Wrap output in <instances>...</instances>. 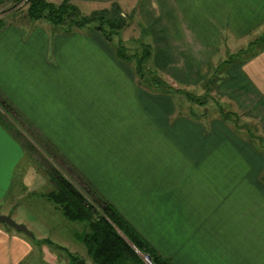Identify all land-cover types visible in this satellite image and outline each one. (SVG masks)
<instances>
[{"label":"crops","instance_id":"1","mask_svg":"<svg viewBox=\"0 0 264 264\" xmlns=\"http://www.w3.org/2000/svg\"><path fill=\"white\" fill-rule=\"evenodd\" d=\"M70 2L137 11L154 65L181 84L211 72L207 51L264 22V0ZM76 32L29 21L0 29V98L11 109L0 110V209L8 196L20 201L42 187L26 170L32 137L172 264H264V153L224 122L192 121L172 97L144 91L111 44ZM176 61L187 71H171ZM225 81L264 95V52L227 70ZM30 254L28 241L0 224V264H23Z\"/></svg>","mask_w":264,"mask_h":264},{"label":"rangeland","instance_id":"2","mask_svg":"<svg viewBox=\"0 0 264 264\" xmlns=\"http://www.w3.org/2000/svg\"><path fill=\"white\" fill-rule=\"evenodd\" d=\"M45 1L54 5H59L63 2V0ZM27 2L28 0H21L18 5L14 6L12 2L7 0L0 8V19H3L6 25L12 24L14 21H18L19 23L29 21V24L32 26L53 27L43 20H28L25 16ZM113 4L118 5L121 11V17L128 23L120 35L128 54H137L140 56L141 44H147L151 48L152 41L150 34L147 33V29L141 22L142 20L138 18L137 11H131L128 6L121 5V3H112L101 9H94L90 5L77 4V9L82 16H88L94 11L109 9ZM20 25L23 26L24 24ZM74 31L77 33V30H73L72 32ZM78 31H81L80 34L91 33L90 27ZM48 32L46 34L49 39L56 35L55 32L50 30ZM263 33L264 22L252 32L238 37V40H234L231 45L224 41V47L225 45L229 47L218 49L214 55L211 56L210 51H207L209 53L206 61L207 65L210 66L211 72L196 83L181 84L170 82L166 74L167 71L160 70L154 65L152 55L144 69L146 72H151V74L154 72L158 73L173 89L186 91L191 96L204 102L203 106H200L189 102L184 95L172 94L173 109H180V111L178 110L180 114H188L192 121H201L206 125L215 121H224V124L233 132L239 134L240 138L247 141L250 140L249 138L251 136L252 141L255 143V148L264 153V95L254 96L244 91L235 90L230 88L225 81L227 70L233 68L237 63H241L242 60H246L249 56V54L241 57L236 56L238 52L246 50L248 45L261 38ZM116 43L117 38H114L112 47ZM254 48L252 50H257L258 46ZM200 61L201 63L204 62L202 60ZM182 63L180 64L176 61L175 66L172 65L170 68L172 69L171 71H176L177 73L180 70L187 71L188 67L185 68V66H182ZM202 65H200L201 69L203 68L201 67ZM207 65L206 68H208ZM190 69L192 70V67ZM203 73L202 71L201 74ZM148 92L152 95H157L154 91ZM224 114H230L231 118L223 119L222 116ZM236 128L239 130H236ZM30 142L33 144L34 152H30V159L26 163V170L29 172L28 179L31 185L35 186L40 184L39 186L42 187H34V191H38V193L31 194L29 197L21 199L20 201L16 199L17 195H14L15 197L8 196L0 209V215L8 207H11L9 217L15 223L25 226L34 236V240H32L24 234L19 233V235L21 234L28 241L31 247V254L23 264H68L69 257L66 255L67 253L69 255L85 257V248L75 240V235L84 231V225L67 221L62 217L60 212L54 211V205L51 203L48 204L45 199L44 194L50 190L49 186L52 185L49 176L52 172L50 166H53V168L57 169L68 180L76 186H79L78 188L80 190L81 188L83 189V186L79 181L71 180L70 171L64 162H59L48 157L45 148L38 144L32 137H30ZM42 239H47L51 245L42 243ZM140 256L145 264H151L146 256L142 254Z\"/></svg>","mask_w":264,"mask_h":264},{"label":"trees","instance_id":"3","mask_svg":"<svg viewBox=\"0 0 264 264\" xmlns=\"http://www.w3.org/2000/svg\"><path fill=\"white\" fill-rule=\"evenodd\" d=\"M6 1L0 0V8ZM9 1L14 6L21 2V0ZM25 16L30 21H46L54 29L65 34L90 27V31L99 34L106 43L112 45L114 38H117L116 45L112 47L116 58L133 67L134 74L144 90L171 97L172 94L184 95L191 103L200 106L204 104L186 91L173 89L158 73L151 74V72L145 71L144 67L152 55L149 45L141 44L140 56L128 54L120 36L128 23L121 17L120 8L116 4H113L109 9L94 11L88 16H82L77 7L72 5L69 0H63L59 5L45 0H28ZM5 25L3 19H0V29ZM256 46H258L257 50H252ZM263 50L264 33L261 38L250 43L246 50H241L236 56L241 57L249 54L246 59L249 60ZM244 61L242 60V62ZM0 110L11 114V109L1 98ZM222 118L228 119L231 118V115L224 114ZM236 130L239 129L236 128ZM249 139L247 141L254 145L251 136ZM50 169L52 172L49 176L53 189L46 195V198L57 207L64 219L71 223L84 225V231L76 234L75 240L85 248V258L90 264H145L137 251L146 256L151 264H172L169 260L159 256L110 204L86 187L80 190L79 186L68 180L53 166H50ZM261 180L264 184V173ZM42 243L51 245L48 240H44ZM66 255L69 257L68 264H75L79 259H83L68 253Z\"/></svg>","mask_w":264,"mask_h":264},{"label":"water","instance_id":"4","mask_svg":"<svg viewBox=\"0 0 264 264\" xmlns=\"http://www.w3.org/2000/svg\"><path fill=\"white\" fill-rule=\"evenodd\" d=\"M0 224L6 225L12 228L13 230H15L16 232L22 233L31 239L34 238L33 234L25 226L15 223L9 216L0 215ZM137 253L139 254L138 251ZM75 264H90V263L85 262L83 259H79L78 261H76Z\"/></svg>","mask_w":264,"mask_h":264},{"label":"built area","instance_id":"5","mask_svg":"<svg viewBox=\"0 0 264 264\" xmlns=\"http://www.w3.org/2000/svg\"><path fill=\"white\" fill-rule=\"evenodd\" d=\"M24 1V0H23ZM26 1V0H25Z\"/></svg>","mask_w":264,"mask_h":264}]
</instances>
